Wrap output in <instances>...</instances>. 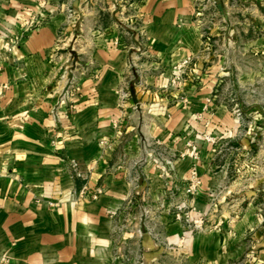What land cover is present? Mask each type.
<instances>
[{
	"label": "crops",
	"instance_id": "obj_1",
	"mask_svg": "<svg viewBox=\"0 0 264 264\" xmlns=\"http://www.w3.org/2000/svg\"><path fill=\"white\" fill-rule=\"evenodd\" d=\"M103 5L0 0V264H264V209L253 206L264 180L231 207L236 196L211 189L237 181L216 163L217 147L199 141L202 185L185 193L194 163L186 142L220 76L195 21L198 0ZM106 11L115 19L104 21ZM35 14L44 24L7 52L4 32ZM144 139L173 170L152 161L159 149ZM84 184L104 192L54 203L57 189ZM183 200L204 229L174 221L169 206L155 221L147 207Z\"/></svg>",
	"mask_w": 264,
	"mask_h": 264
},
{
	"label": "rangeland",
	"instance_id": "obj_2",
	"mask_svg": "<svg viewBox=\"0 0 264 264\" xmlns=\"http://www.w3.org/2000/svg\"><path fill=\"white\" fill-rule=\"evenodd\" d=\"M103 1L106 0H94L97 6H104ZM113 2L116 3V0ZM202 7L201 11V0H198L195 21L200 30L202 26L208 50L216 55L215 62L220 76L205 109L195 117L201 123V131L194 140H188L186 146L192 149L193 167H196L197 173V163L200 162L199 141L201 148L206 144L217 147L216 163L221 165L220 168L228 163L226 178L231 183L237 181V185L226 188L218 186L211 189V193L221 189L236 196L230 202L232 207L239 204L244 193L249 194L251 190L260 193L258 189L261 191V185L256 188L252 186L264 180V0H202ZM113 14L106 11L101 18L109 22L115 19ZM189 64L182 68L179 77L178 67L172 75V83L182 79L185 74L183 69ZM192 78L195 82L196 75ZM180 100L183 105L189 101L185 94ZM218 108H222L220 116ZM186 129L196 131L194 120L186 123ZM230 131L233 137L224 139ZM143 145L159 149L150 155L152 161L166 162L162 148L149 139H144ZM190 175L192 177V173ZM200 180L201 184L189 191L192 186L190 178L185 193L192 197L202 185ZM244 203H241L243 207ZM167 204L149 203L147 207L154 211L155 221H160L161 211L169 206L173 220L183 226L190 229H204L207 226L205 218L193 217V207L189 201H172ZM253 206L264 209V196L253 202Z\"/></svg>",
	"mask_w": 264,
	"mask_h": 264
},
{
	"label": "built area",
	"instance_id": "obj_3",
	"mask_svg": "<svg viewBox=\"0 0 264 264\" xmlns=\"http://www.w3.org/2000/svg\"><path fill=\"white\" fill-rule=\"evenodd\" d=\"M45 20L39 15L35 14L31 18L24 19L23 21L19 22V26L17 31H5V44L4 48L7 52L11 53L13 50L19 45V43L33 30L37 29L41 25H43ZM190 63V58L184 60L180 65L178 70V77L179 74L182 73V68ZM166 164L170 168V170L174 169V164L171 160H166ZM74 172L77 176L85 178V173H83L80 164L76 161L72 164ZM195 166V165H194ZM192 186L188 189L189 191L193 188L197 187L201 184V180L198 177L196 167H193L192 170ZM104 192L103 188H97L94 191H91L90 187L87 184H84L79 190L73 188L69 190L57 189L56 194L60 195V199H58L55 204H62L63 202H77L80 198L84 197H92V199H98L100 195ZM52 203V202H51Z\"/></svg>",
	"mask_w": 264,
	"mask_h": 264
}]
</instances>
